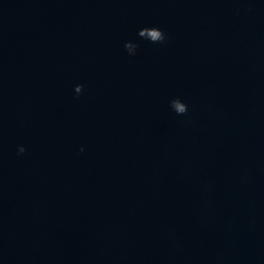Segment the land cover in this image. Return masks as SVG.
I'll return each instance as SVG.
<instances>
[{
  "label": "water",
  "instance_id": "1",
  "mask_svg": "<svg viewBox=\"0 0 264 264\" xmlns=\"http://www.w3.org/2000/svg\"><path fill=\"white\" fill-rule=\"evenodd\" d=\"M0 264H264V0H0Z\"/></svg>",
  "mask_w": 264,
  "mask_h": 264
},
{
  "label": "clouds",
  "instance_id": "2",
  "mask_svg": "<svg viewBox=\"0 0 264 264\" xmlns=\"http://www.w3.org/2000/svg\"><path fill=\"white\" fill-rule=\"evenodd\" d=\"M158 34H161V30H159V29H157L156 31L153 32V35H154V36H155V35H158ZM23 151H24V149L21 148V152H23Z\"/></svg>",
  "mask_w": 264,
  "mask_h": 264
}]
</instances>
